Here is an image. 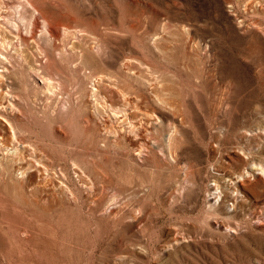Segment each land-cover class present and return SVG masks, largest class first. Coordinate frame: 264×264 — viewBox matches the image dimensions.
<instances>
[{
  "label": "rangeland",
  "instance_id": "rangeland-1",
  "mask_svg": "<svg viewBox=\"0 0 264 264\" xmlns=\"http://www.w3.org/2000/svg\"><path fill=\"white\" fill-rule=\"evenodd\" d=\"M45 9L8 77L30 145L0 134V264H264V0Z\"/></svg>",
  "mask_w": 264,
  "mask_h": 264
},
{
  "label": "bare ground",
  "instance_id": "bare-ground-1",
  "mask_svg": "<svg viewBox=\"0 0 264 264\" xmlns=\"http://www.w3.org/2000/svg\"><path fill=\"white\" fill-rule=\"evenodd\" d=\"M52 2L53 0H0V4L2 6L3 4H5L6 6L5 10L2 9V6H0V18L2 17L3 21L7 23V25L4 27H7L8 25L12 26L11 29L9 28V33H6L8 29H5L6 31H4L1 29L2 26L0 27V90H2L4 94L3 97H7L6 100L4 99V101L1 102L3 104L1 106L2 110H0V122H2L3 124L4 131H1L0 134L3 138L11 136V138L16 141L15 145L12 147L14 149V151L12 152H10V147L9 145H7L6 152H2V155L5 156H7L8 154L22 155V153H24L23 149L29 147L30 145L29 143L26 144L27 142L25 143L21 138H19L16 133L17 131L14 130V120L10 117V114L21 111V107L15 100L21 99L22 96L13 89L10 82L8 81V77L10 76L11 71H16L18 67L23 72L24 65L28 62L30 53L32 52L28 46L29 42L33 43V46L39 53H44V49L40 43V38L36 37L35 28L36 26H38L39 28L42 25V30L47 31V33L50 35L54 34L55 31L53 32L52 29V21L46 15L45 9L46 4L50 5ZM16 14L18 18H15ZM40 22L42 24H40ZM1 23L3 22L0 21V24ZM20 23L24 25V28H26V32L25 30L23 31ZM55 27L59 29L60 24L55 23ZM65 30H67V35L69 32H71L72 34L76 33L68 27H65ZM10 33H14V36H11ZM24 44L27 45V48L24 46ZM46 68L47 67L43 68L30 65V70L28 71L29 77H33L31 78V80L35 82V89L38 93L53 95L57 92V84L51 77V75L47 72ZM34 76H36L38 80L35 81ZM95 79L98 80L99 78L96 77ZM38 81L41 84H39ZM7 87L10 89H8ZM117 113L118 111H114V114ZM132 138H129V140L131 141ZM105 141L109 140L105 139ZM20 145H22L23 147H21ZM35 150L36 149L34 147V151ZM37 152H34L31 155V158L38 160V157L40 156L37 155ZM22 156L29 157V155L24 154ZM1 165L2 163L0 164V166Z\"/></svg>",
  "mask_w": 264,
  "mask_h": 264
}]
</instances>
